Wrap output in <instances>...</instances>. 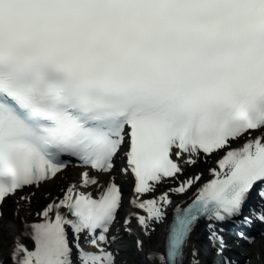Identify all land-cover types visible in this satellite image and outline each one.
I'll use <instances>...</instances> for the list:
<instances>
[{
    "label": "snow or ice",
    "instance_id": "obj_1",
    "mask_svg": "<svg viewBox=\"0 0 264 264\" xmlns=\"http://www.w3.org/2000/svg\"><path fill=\"white\" fill-rule=\"evenodd\" d=\"M221 150L211 179H180ZM117 157L126 202L98 176ZM68 165L76 177L29 219L23 189ZM9 196L0 264H124L125 233L138 264H205L202 218L264 223V0H0V204ZM207 228L221 253L223 229Z\"/></svg>",
    "mask_w": 264,
    "mask_h": 264
},
{
    "label": "bare ground",
    "instance_id": "obj_2",
    "mask_svg": "<svg viewBox=\"0 0 264 264\" xmlns=\"http://www.w3.org/2000/svg\"><path fill=\"white\" fill-rule=\"evenodd\" d=\"M218 155H220V151L218 153L213 154L211 157H209L207 161L201 160L200 166L197 169V171H201L203 173V175H202V177L200 179V182H199L200 184L203 183L204 181H206L207 179L213 177V174L210 171H208V169H210L211 167H217V168H219L218 165L215 164V162H212L211 161V160H216L218 158ZM118 158L122 161V159L120 157H118ZM122 167H123V164L119 168V172H120L121 178H119L120 180H119L118 184L120 185L121 190H124L126 192L127 196L129 197V195L131 193V187H130V184H129V180H130V178L132 176L131 175H127L126 176L121 171V168ZM77 173H78V169L72 167L71 165H68V166L65 167V169L63 171V174H59V175L56 174L53 177H51L50 179H47L44 182H42L40 185L47 186L49 189L52 190L53 193L62 194V193H59L57 191V189H56L57 188V181L58 180H61V181H63L66 184V180L64 179V177L65 176H67V177H76ZM108 175H112L113 176V180L115 179L114 172H112L111 174L98 173V176L100 178V183L101 184L107 179V176ZM180 179H183V178H180ZM167 185L169 186V184H167ZM164 188H166V185L165 184H161V185H159L157 187L156 192H160ZM38 190H39V187L23 189V191H27V192L33 193L31 199L35 196V194H36V192H38ZM89 190H91L92 194L95 195L96 192L99 189L96 187V185L81 186V191H89ZM194 191H195V189L193 188L191 191L187 192L186 194L188 196H191V194ZM186 194H176V193H173L172 194L173 195V200L174 201L182 200V199L185 198V195ZM17 195H19V193H17ZM22 213H26V212H22ZM26 214L28 215L29 213H26ZM28 218L31 219L29 217V215H28ZM3 222H7V220H5ZM206 229L208 230L207 227H206ZM262 231H264V225H263V223H262L260 232H262ZM0 233H2V232H0ZM204 233H205L204 230H203V232H200V233L198 231L197 232L195 231L193 235H194V239L199 243V245L201 247L202 254L204 255V259H205V264H221V261L219 259L214 258L210 254V252L208 250L209 248H208V246L206 244V233L205 234ZM262 242H264V241L259 240V239H256V242L255 243H249L250 247L253 249V251L251 253H249L251 256H257V251L260 250V248H261L260 243H262ZM82 246L85 247V248H89L90 247V245H88L86 243L83 244ZM122 246L123 245L120 244V249L122 248ZM242 251H244V254L246 256H248L247 250H242ZM121 258H122L121 256H118V260L121 259ZM254 264H261V262L258 261V263H254Z\"/></svg>",
    "mask_w": 264,
    "mask_h": 264
},
{
    "label": "rangeland",
    "instance_id": "obj_3",
    "mask_svg": "<svg viewBox=\"0 0 264 264\" xmlns=\"http://www.w3.org/2000/svg\"><path fill=\"white\" fill-rule=\"evenodd\" d=\"M211 161L215 162V160H211ZM200 162H201V160L198 159L192 165L184 163L182 165L183 172L179 174L180 178H184L186 175L191 174L193 171H197L198 167L200 166ZM121 165H122V161L119 160V158H118L116 160L115 167L112 170V172H114V174H115V179H114L115 183H118L120 180L119 178H121L120 172H119V168ZM132 183H133V180H132V178H130L129 184H130L131 188H132ZM168 184H169V186L167 184H165L166 187L171 186V182H169ZM64 186H65V183L63 181H61V180L57 181V188L56 189L59 193H62V189ZM44 192L49 193V195L53 194L52 190L49 189L47 186L40 185L38 192H36L35 196L31 199V202L25 203V206L23 207L22 212L29 213L28 214L29 217L32 218L33 214L39 208L41 202L48 199V197L42 195V193H44ZM122 196L126 202L128 199V196L124 190H122ZM16 207H17V204H16V198L15 197L9 196L5 199V201L3 203V214H4L3 215V221H5V220L11 221L14 219L13 212L15 211ZM122 213H123V210L121 211V216H122ZM117 220L119 223L120 216H118ZM3 235L4 234L0 233V240L3 239ZM257 239L264 241V236L259 235L257 237ZM120 244H122L123 246L121 248L119 256H121L122 258H126V259H124V264H138L139 257L136 255V246L134 245L135 244V237L125 233L122 237V240L120 241ZM260 245H261L260 251H264V242L260 243ZM0 250L6 251V248L0 249ZM252 251H253V249L250 247L249 253H251ZM258 261H260L261 264H264V259H257V256H251L250 255L247 258V264L258 263Z\"/></svg>",
    "mask_w": 264,
    "mask_h": 264
}]
</instances>
